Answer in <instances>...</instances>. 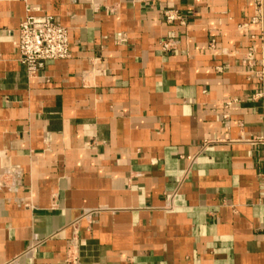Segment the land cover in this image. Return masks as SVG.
I'll use <instances>...</instances> for the list:
<instances>
[{"label": "crops", "instance_id": "1", "mask_svg": "<svg viewBox=\"0 0 264 264\" xmlns=\"http://www.w3.org/2000/svg\"><path fill=\"white\" fill-rule=\"evenodd\" d=\"M29 13L70 35L35 76ZM253 16L254 0H0V264H264Z\"/></svg>", "mask_w": 264, "mask_h": 264}, {"label": "built area", "instance_id": "2", "mask_svg": "<svg viewBox=\"0 0 264 264\" xmlns=\"http://www.w3.org/2000/svg\"><path fill=\"white\" fill-rule=\"evenodd\" d=\"M164 16L169 23L187 24L188 16L176 9L165 10ZM252 23L259 25L264 32V0H254ZM211 43L213 44L214 40ZM161 44L164 50L172 48L170 40H163ZM16 45L30 76L37 75L48 60L64 59L71 54L69 30L52 15L29 13L18 28ZM251 57L252 52H249L248 59ZM251 64H254V61H251ZM257 74L264 81V67ZM64 264L81 263L77 255L68 253Z\"/></svg>", "mask_w": 264, "mask_h": 264}]
</instances>
